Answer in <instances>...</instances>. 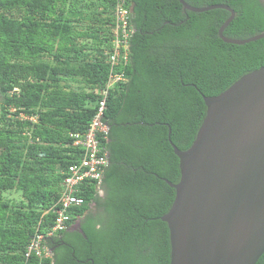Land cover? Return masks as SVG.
Listing matches in <instances>:
<instances>
[{
	"label": "trees",
	"instance_id": "1",
	"mask_svg": "<svg viewBox=\"0 0 264 264\" xmlns=\"http://www.w3.org/2000/svg\"><path fill=\"white\" fill-rule=\"evenodd\" d=\"M183 1L229 6L235 17L226 38L264 32V0ZM127 2L134 33L112 67L127 81L106 100L103 195L87 185L73 213L83 217L80 231L46 238L57 247L40 262L24 254L54 224L63 172L81 153L70 134L86 131L108 82L116 0H0V264H170L161 217L175 198L167 182L176 184L180 170L168 136L181 151L192 145L206 113L202 96L264 66V39L224 43L223 9Z\"/></svg>",
	"mask_w": 264,
	"mask_h": 264
},
{
	"label": "water",
	"instance_id": "2",
	"mask_svg": "<svg viewBox=\"0 0 264 264\" xmlns=\"http://www.w3.org/2000/svg\"><path fill=\"white\" fill-rule=\"evenodd\" d=\"M178 2L194 13L228 11L217 32L226 44L264 39V32L243 40L223 36L235 17L227 5ZM202 98L206 113L192 145L181 151L168 136L180 170L176 184L166 181L175 198L161 217L170 264H256L264 254V66Z\"/></svg>",
	"mask_w": 264,
	"mask_h": 264
},
{
	"label": "built area",
	"instance_id": "3",
	"mask_svg": "<svg viewBox=\"0 0 264 264\" xmlns=\"http://www.w3.org/2000/svg\"><path fill=\"white\" fill-rule=\"evenodd\" d=\"M131 15V5L127 0H116L113 12L114 25L112 28L114 50L110 56L111 70L108 82L99 92L101 99L86 131L70 134L73 139V146L78 147L81 153L78 159L63 172L64 178L61 183L57 207L51 209V212L55 215L53 226L45 233H37L31 238L24 254L26 259L35 257L41 262L51 258L52 254L45 239L68 229L70 220L78 218L73 214L74 209L83 205L84 199L81 197V193L86 189L87 185L95 184V193L100 196L103 194L101 186L104 172L109 164L108 151L105 143H103V141H107L109 132L107 122L104 120L106 100L114 86L127 81L123 73L113 71L112 67L118 64L122 56L120 50L126 51L128 49V41L134 33L130 22ZM123 60L127 61L126 52L123 54Z\"/></svg>",
	"mask_w": 264,
	"mask_h": 264
},
{
	"label": "flooded vegetation",
	"instance_id": "4",
	"mask_svg": "<svg viewBox=\"0 0 264 264\" xmlns=\"http://www.w3.org/2000/svg\"><path fill=\"white\" fill-rule=\"evenodd\" d=\"M103 194H101V196H102ZM92 211H94L95 212V207H94V205H92L91 206V208H90ZM78 218L75 220V222L71 225V226H69L68 227V229H67V231H69V232H72V231H80V221H81V219H83V217H79V216H77ZM57 246H55L54 247V249L56 248ZM54 249H50V251H51V254L54 252L53 250Z\"/></svg>",
	"mask_w": 264,
	"mask_h": 264
},
{
	"label": "rangeland",
	"instance_id": "5",
	"mask_svg": "<svg viewBox=\"0 0 264 264\" xmlns=\"http://www.w3.org/2000/svg\"><path fill=\"white\" fill-rule=\"evenodd\" d=\"M72 85L74 86V84H72ZM14 196H15V197H17V195H16V194H15Z\"/></svg>",
	"mask_w": 264,
	"mask_h": 264
}]
</instances>
